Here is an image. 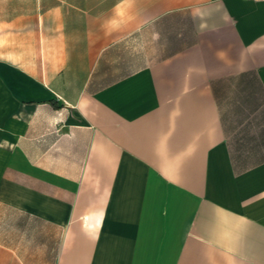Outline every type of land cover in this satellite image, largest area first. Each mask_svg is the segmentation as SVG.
Segmentation results:
<instances>
[{"label":"crops","instance_id":"crops-1","mask_svg":"<svg viewBox=\"0 0 264 264\" xmlns=\"http://www.w3.org/2000/svg\"><path fill=\"white\" fill-rule=\"evenodd\" d=\"M20 2L0 264H264V0Z\"/></svg>","mask_w":264,"mask_h":264},{"label":"rangeland","instance_id":"rangeland-1","mask_svg":"<svg viewBox=\"0 0 264 264\" xmlns=\"http://www.w3.org/2000/svg\"><path fill=\"white\" fill-rule=\"evenodd\" d=\"M32 3H33V0H21V2H20V8H22L23 10L28 9ZM6 10H7L6 11L7 14H11L14 11V6L13 5H11V6L10 5L9 6L7 5L6 6Z\"/></svg>","mask_w":264,"mask_h":264}]
</instances>
